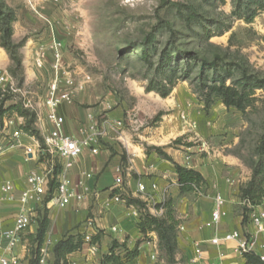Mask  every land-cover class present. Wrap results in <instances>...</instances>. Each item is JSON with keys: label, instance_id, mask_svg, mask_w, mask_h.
Returning a JSON list of instances; mask_svg holds the SVG:
<instances>
[{"label": "rangeland", "instance_id": "1", "mask_svg": "<svg viewBox=\"0 0 264 264\" xmlns=\"http://www.w3.org/2000/svg\"><path fill=\"white\" fill-rule=\"evenodd\" d=\"M3 3L15 16L11 42L22 44L21 70H16L1 47L0 70L7 72L17 90H25L21 50L32 47L33 42L39 44L33 65L41 69L44 54L48 49L52 53L50 47L55 40L66 51L62 78L73 80V84H78L77 90L86 95L82 107L97 110L100 104H105L106 111L97 118L106 113L118 117L121 131L130 135V144L142 145L149 154L153 150H149L148 144L175 149L176 145L189 146L194 142L207 155L212 153L210 145L222 141L223 136L216 134L218 131L211 135L212 125L230 127L238 138L230 152L252 175V165L257 162L256 147L263 133L264 90H256L254 108L241 113L226 108L219 99H214L206 109L201 88L216 75L213 65L218 76L227 71L233 75V81L243 73L264 79V9L251 23H246L233 15L236 0H3ZM151 39L155 49H151L147 63L142 52L151 48L148 45ZM166 50L175 51L173 58L178 59L179 74L186 65L193 67L188 78L178 80L171 94L163 99L145 88L155 78L160 56ZM40 57L41 65L37 66ZM233 81L227 80L226 85ZM10 106L33 112L23 107L19 93L7 91L0 100V119L14 115L22 118V129L29 117L7 111ZM190 134L195 139L187 143L184 140ZM175 140L180 143L173 144ZM247 183L239 186L241 214L244 204L240 190ZM167 206L172 214L173 207ZM26 254L27 264L35 260L36 246L28 243ZM41 254L42 251L40 257ZM158 257L164 258L166 264H178L175 255L168 262L159 244Z\"/></svg>", "mask_w": 264, "mask_h": 264}, {"label": "crops", "instance_id": "2", "mask_svg": "<svg viewBox=\"0 0 264 264\" xmlns=\"http://www.w3.org/2000/svg\"><path fill=\"white\" fill-rule=\"evenodd\" d=\"M58 38L62 40V37ZM32 45L21 50L25 72L24 86L29 96L27 99L34 102L38 112L34 128L43 138L47 135L49 125L46 122L47 110L43 107L42 100L46 87L53 79V56L48 49L44 54L43 67L36 69L33 59L39 44L33 42ZM61 56L64 65V47L61 48ZM77 86L78 84H73L68 88L62 80L59 89H68L71 102L61 105L58 113L64 119V133L78 140L88 136L96 140V145H93L97 149L96 154L84 148L73 161L71 168L65 172L70 189L82 199H72L64 208H58L53 202L47 207L33 204L27 206L32 211L30 225L21 232L19 242L11 253L17 258L18 264H27L26 246L30 244L29 237L36 235L39 220L44 217L48 219L49 226L41 251L47 264L54 262L55 244L65 237L76 235L82 236L84 245L81 251L67 257L68 264H100L102 256L108 252L113 241L120 245L125 244L129 250L140 242L138 257L123 264H166L164 258L158 257L157 236L150 233L145 239L141 235L137 227L141 213H137V208L112 200L115 195L138 199L135 181L139 179L148 189L152 182L155 183V199L173 207L172 215L177 222L175 260L178 264H245L243 257L237 252L236 241H220L218 245L210 242L213 238H222L233 231L256 235L259 243L263 240V236L257 233V228L251 224L249 214L248 220L243 222L240 212L239 186L247 183L251 176L241 160L230 152L238 143V138L231 132V128L212 125L211 135L223 136L222 141L210 145L212 153L208 152L207 155H203L205 150L194 146V142L189 146L176 145L175 149L161 147L162 152L169 156L173 163L199 172L205 181L199 194L194 190L197 195L193 192L182 195L173 164L160 158L154 151L146 154L142 145L130 144V135L116 125L118 117L114 114L106 113L104 117L97 118L99 113L106 111L105 104H100L97 110L84 109L82 104L87 98L84 92L77 90ZM186 137L187 140L184 141L187 143L195 139L192 134ZM36 143L34 137L22 133L18 136L17 147L6 149L0 158V181L13 184L16 198L26 189V173L45 168V157L39 159L35 156L25 161L24 149L36 148ZM163 143L166 145L165 141ZM3 145L7 148L8 144L5 142ZM148 146L160 147L150 144ZM193 153L195 155H191ZM118 168L122 170L121 187L114 185ZM60 170L58 168L59 172ZM217 195L224 200V215L218 223H214L212 212ZM260 205H264V199ZM20 210L18 201L0 202V234L13 226ZM99 232L101 234L96 243L85 241L87 236L92 238ZM6 255L7 252L0 248V258Z\"/></svg>", "mask_w": 264, "mask_h": 264}, {"label": "trees", "instance_id": "3", "mask_svg": "<svg viewBox=\"0 0 264 264\" xmlns=\"http://www.w3.org/2000/svg\"><path fill=\"white\" fill-rule=\"evenodd\" d=\"M264 9V0H236L235 10L233 15L237 19H243L246 23H251L257 14ZM15 16L13 11L6 10L3 0H0V47L3 48L10 61L15 66L16 70H21V59L19 56V49L22 44H13L11 42L12 28L11 24L14 22ZM206 33V32H204ZM208 36V35H206ZM152 39L148 42L151 48H145L142 52L143 61L150 63L151 49H155L152 44ZM175 51H164L159 59L156 69L155 78L149 81L145 88L146 92H155L161 98H167L178 80H185L188 78L192 67L186 65L185 69L178 71V59L173 58ZM215 76L209 80L210 84L203 83L201 88L202 101L205 108L209 109L213 104L214 99L221 100L226 108H233L238 112L245 113L248 108H254V97L256 90H264V79L241 74V76L233 81V75L230 72L224 71L221 76L217 75L216 65H213ZM222 71V69H220ZM233 81L230 85H226V81ZM7 111H16L21 116L29 117L26 125L22 128L23 132L30 137H34L39 144H42V137L39 132L34 128L36 121L35 114L27 113L17 106H10ZM264 124V123H263ZM180 140H175L173 144H179ZM158 156L166 161H171L170 158L162 152L160 148L150 147ZM257 162L252 165V175L249 182L240 190V200L244 204L242 208L243 222L248 220V214L251 208L259 206L264 199V125L263 133L259 139L256 147ZM175 173L177 175V183L179 186L180 194L188 193L196 190H202L205 181L199 172L187 169L172 163ZM59 166L55 168V174H58ZM53 189V187H52ZM127 206H133L138 209H144L145 204L138 199L122 197ZM164 207L166 212L163 217L158 218L150 215L148 212H142L137 222V227L145 239L148 234L154 233L157 236L159 246L164 250L168 262H171L176 253V224L174 217L168 210L165 203ZM49 226V221L46 217L39 220L38 230L34 237L30 236L29 241L36 246V259L29 260L28 264H38L39 253L44 242L45 235ZM99 232L96 236L92 237L90 244L97 242ZM138 242L131 250L127 249L125 244H118L113 241L108 249V252L102 256L100 264H123L130 262L138 257L139 250ZM84 245L82 236H69L58 241L53 247L54 262L53 264H68L67 257L75 252L81 251ZM245 264H264L258 256L253 253L243 255Z\"/></svg>", "mask_w": 264, "mask_h": 264}, {"label": "built area", "instance_id": "4", "mask_svg": "<svg viewBox=\"0 0 264 264\" xmlns=\"http://www.w3.org/2000/svg\"><path fill=\"white\" fill-rule=\"evenodd\" d=\"M50 49L53 56V79L46 87L42 100V105L47 110L46 122L49 125V130L47 135L42 138V144L37 141L36 148L28 147L24 149L25 161H29L35 156L39 159L45 157L46 165L41 171L30 170L26 173V189L21 192L18 198L15 196L14 186L11 182L0 181V202L18 201L21 206L20 213L15 219L13 226L0 234V248L7 252L6 256L0 258V264H18L17 258L11 253L19 242L21 232L30 225V213L32 211L27 207L29 204L47 207L49 203L53 202L58 208H64L72 199L77 201L82 199L81 196L75 195L70 189L65 172L71 168L73 161L81 154L84 148L90 149L93 154L97 152V149L93 147L94 144L96 145V140L92 137L88 136L78 140L63 131L64 119L58 113V109L61 105L71 102V93L68 89L60 91L59 87L63 80L65 85L70 88L73 85V80H65L61 76V44L53 40ZM36 63L37 66L41 65V57ZM7 91L19 93L23 98V107L32 111L35 116L38 114L34 102L26 98L28 93L25 90H17L7 72L0 70V100ZM21 121L22 118H18L15 115L0 119V158L6 149L10 150L17 147L18 136L23 133L20 128ZM116 125L120 126V123L117 122ZM5 142L8 144L7 148L3 145ZM56 166L61 169L58 174H55ZM117 174L114 185L121 187L123 184L121 168L117 169ZM135 189L138 200L145 204L144 209L137 208V213L148 212L158 218L164 216L166 212L164 202L157 201L153 195L157 190L155 183L152 182L148 189L146 184L139 179L135 181ZM112 200L115 203L125 204L124 199L120 195L113 196ZM214 203L212 220L214 223H218L221 216L224 215L222 211L224 200L217 195L214 198ZM249 220L257 228V233L263 236L262 242H258L256 235H246L238 231L225 234L222 238H213L210 242L213 245H218L220 241H236L237 252L240 256L243 257L244 254L253 253L264 263V205L251 208ZM90 240L89 236L85 238L87 242H90ZM38 264H47L43 252Z\"/></svg>", "mask_w": 264, "mask_h": 264}]
</instances>
